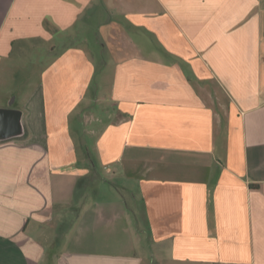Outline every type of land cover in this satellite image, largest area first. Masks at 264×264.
I'll return each instance as SVG.
<instances>
[{
  "label": "crops",
  "instance_id": "obj_1",
  "mask_svg": "<svg viewBox=\"0 0 264 264\" xmlns=\"http://www.w3.org/2000/svg\"><path fill=\"white\" fill-rule=\"evenodd\" d=\"M8 107L0 264H264V0H0Z\"/></svg>",
  "mask_w": 264,
  "mask_h": 264
},
{
  "label": "water",
  "instance_id": "obj_2",
  "mask_svg": "<svg viewBox=\"0 0 264 264\" xmlns=\"http://www.w3.org/2000/svg\"><path fill=\"white\" fill-rule=\"evenodd\" d=\"M23 112L12 107L0 108V141L22 137L25 133Z\"/></svg>",
  "mask_w": 264,
  "mask_h": 264
},
{
  "label": "rangeland",
  "instance_id": "obj_3",
  "mask_svg": "<svg viewBox=\"0 0 264 264\" xmlns=\"http://www.w3.org/2000/svg\"><path fill=\"white\" fill-rule=\"evenodd\" d=\"M29 63H26L25 67L23 68V71L20 73L21 77H24L25 79H27L29 76H32V79H34V74H36L37 76V73H34L30 70L29 68ZM30 90V89H27V91ZM13 97L10 99L9 103L12 101ZM108 178H110V183H111V186L112 187H115V189H117V191L119 192H122V194H124L123 192V185H124V182L121 181L120 179H114V172H112L110 175H108ZM106 185H110V184H106ZM63 235V237L65 236L64 233H61Z\"/></svg>",
  "mask_w": 264,
  "mask_h": 264
}]
</instances>
